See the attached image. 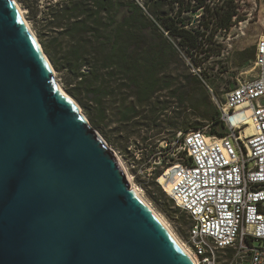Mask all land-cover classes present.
I'll list each match as a JSON object with an SVG mask.
<instances>
[{
  "label": "water",
  "instance_id": "water-1",
  "mask_svg": "<svg viewBox=\"0 0 264 264\" xmlns=\"http://www.w3.org/2000/svg\"><path fill=\"white\" fill-rule=\"evenodd\" d=\"M15 2L0 0V264H195L58 90Z\"/></svg>",
  "mask_w": 264,
  "mask_h": 264
},
{
  "label": "rangeland",
  "instance_id": "rangeland-1",
  "mask_svg": "<svg viewBox=\"0 0 264 264\" xmlns=\"http://www.w3.org/2000/svg\"><path fill=\"white\" fill-rule=\"evenodd\" d=\"M16 1L39 39L36 27L39 28L38 21L43 16L41 12L48 10L50 0H31V3L40 9L37 17L33 19L28 18V15L33 17L29 13L30 7ZM126 1L120 0L121 4ZM134 1L141 6L146 4L147 13L151 7L155 9L157 16L169 15L186 28L206 31L203 38L199 37L202 39L200 48L193 50V58L179 45L176 38L168 36L167 33L164 37L154 32L150 35V43L154 50L144 53L152 55L162 49L165 54L163 66L160 68L163 69V73L159 75L164 85L159 88L148 106L137 104L130 91L124 88L118 90V85L124 83V80L115 81L107 74L106 84L117 87V90L113 97H108V118L104 129L101 130L95 127L80 103L67 92L62 80L64 72L55 67L54 69L63 90L77 101L91 125L119 154L142 196L183 244L191 249L189 232L193 220L188 213L169 201L171 198L162 188L160 192L167 197L166 199L159 200L160 193L157 190L150 195L148 189L151 187L148 184L153 179H149L145 173L149 171L154 154L161 145L160 142L172 141L176 130L202 128L213 134L225 133L224 123L220 121L207 123L203 119L206 114L204 102L209 97L219 109L216 99L224 102L228 90L238 84L239 80L244 81L253 75V60L250 58L255 57L256 44L264 35V0H184V7L195 6L197 10L184 11L181 15L177 14L179 3H174L175 0ZM230 14L231 25L225 29L223 25ZM204 24L209 25V28ZM197 63H201V67L196 66ZM110 71L109 68L107 73ZM131 104L136 106L135 114L130 121L124 122L121 116ZM246 133H250L248 129ZM230 260V251L218 252L219 264H229Z\"/></svg>",
  "mask_w": 264,
  "mask_h": 264
},
{
  "label": "built area",
  "instance_id": "built-area-1",
  "mask_svg": "<svg viewBox=\"0 0 264 264\" xmlns=\"http://www.w3.org/2000/svg\"><path fill=\"white\" fill-rule=\"evenodd\" d=\"M252 62L251 78L239 80L224 102L216 99L225 134L178 129L172 141L160 142L145 173L163 189L161 177L178 167L169 197L193 220L197 264H219V251H230L229 264H264V35ZM249 119L256 132L243 135Z\"/></svg>",
  "mask_w": 264,
  "mask_h": 264
},
{
  "label": "trees",
  "instance_id": "trees-1",
  "mask_svg": "<svg viewBox=\"0 0 264 264\" xmlns=\"http://www.w3.org/2000/svg\"><path fill=\"white\" fill-rule=\"evenodd\" d=\"M18 1L30 7L29 13L33 17L28 15L29 19L37 17L40 9L31 0ZM176 2L179 3L178 15L197 10L195 6L184 7V0ZM48 4V10L41 12L43 16L38 21L39 28L36 27L39 39L54 67L64 72L62 80L67 92L80 103L95 127L101 130L108 118V97H113L117 90V87L106 84L107 74L115 81L124 80L118 85V90L124 88L130 91L140 106H148L164 85L159 75L163 73L160 68L165 53L162 49L152 55L144 53L154 50L149 38L153 32L162 37L167 33L176 38L191 58L194 57L193 50L200 48L202 39L199 37L206 35V31L180 25L169 15L157 16L154 8L149 7L147 13L146 4L141 6L134 0H127L124 4L120 0H50ZM231 17L232 14L223 25L225 29L230 27ZM204 26L209 28V25ZM201 65L196 64L198 67ZM109 68L111 71L107 73ZM204 107L206 114L203 119L207 123H223L220 110L209 97ZM135 108L134 104L129 105L121 119L130 121ZM148 185L152 188L148 186L150 195L157 190L159 200L167 198L154 180ZM169 201L174 202L173 199Z\"/></svg>",
  "mask_w": 264,
  "mask_h": 264
},
{
  "label": "bare ground",
  "instance_id": "bare-ground-1",
  "mask_svg": "<svg viewBox=\"0 0 264 264\" xmlns=\"http://www.w3.org/2000/svg\"><path fill=\"white\" fill-rule=\"evenodd\" d=\"M15 5L19 11V13L21 14L22 20L26 26V28L29 30V32L35 37L36 40L37 39V35L35 34V32L32 30L31 26L29 25V23L27 22L23 10L21 9L20 5L18 4V2H15ZM40 45V42H39ZM41 46V45H40ZM46 55V53H45ZM46 57H48L46 55ZM54 76H55V81H56V85L58 90L70 97L71 99H73L69 94H67L63 88L61 87V85L59 84L57 77H56V73L54 70ZM74 100V99H73ZM79 110L81 111L82 116L85 118V120L87 122H89V119L87 118V116L82 112L81 107L79 106ZM249 113L245 111H240L239 113L236 114V116H234L233 120L236 119H240L246 115H248ZM249 122L252 123L247 129L249 130V134L246 133V130H243L242 133L243 135H254L256 132V127L253 123V121L251 119H249ZM89 124L91 125V123L89 122ZM92 126V125H91ZM93 127V126H92ZM94 128V127H93ZM94 130L98 133V135L101 137V139L105 142V144L108 146L109 150L114 154V156L116 157V159L119 161L120 165L122 166L123 170L125 171L129 181H130V185H131V193L134 195V197H136L143 205H145L150 211L151 213L157 217V219L166 227V229L170 232V234L175 238V240L178 242V244L180 245V247L183 249V251L193 260V262L195 264H197V261L195 260L194 255L192 254V250L190 248H188L187 246H185L183 244V242L178 238V236L175 234V232L170 228V226L163 220V218H161V216L157 213V211L147 202V200L142 196V194L140 193L139 189L137 188L135 182L133 181V177L131 175V173L129 172L127 166L125 165V163L123 162V160L121 159V157L119 156V154L106 142V140L104 139V137L94 128ZM248 132V131H247ZM177 174H178V167H175L174 169H170L165 175H163L161 177V179L159 180L161 183V185H164V191L166 194L171 195V191L174 188L176 182H177Z\"/></svg>",
  "mask_w": 264,
  "mask_h": 264
}]
</instances>
